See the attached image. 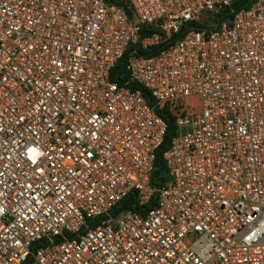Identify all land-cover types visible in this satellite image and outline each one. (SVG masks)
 Segmentation results:
<instances>
[{"label": "built area", "instance_id": "obj_1", "mask_svg": "<svg viewBox=\"0 0 264 264\" xmlns=\"http://www.w3.org/2000/svg\"><path fill=\"white\" fill-rule=\"evenodd\" d=\"M234 2L0 0V264H264V0Z\"/></svg>", "mask_w": 264, "mask_h": 264}, {"label": "trees", "instance_id": "obj_2", "mask_svg": "<svg viewBox=\"0 0 264 264\" xmlns=\"http://www.w3.org/2000/svg\"><path fill=\"white\" fill-rule=\"evenodd\" d=\"M255 0H235V2L232 5V9L234 10V12L240 11L242 9H248L252 6L253 2ZM225 15L231 16V10H227L224 12ZM195 24H189L188 27H184V29L181 31V33L177 36L174 37L173 41L177 38H180L183 36V33L190 27H192ZM149 33H151V31L148 30V28H145L142 31V37H146ZM154 53H148L147 55H153ZM129 57V52L126 54L124 60L122 61V63L120 64L119 67H121V65H123V63H125L127 61ZM118 67V68H119ZM159 115H161V117H163V119H165V121L168 123V132L167 135L165 137V142L162 145V147L160 148V150L157 153V160H156V170L153 174V179H152V184L153 185H157V186H161L163 184H165L168 180V170L166 168L165 165V161L163 158V154L164 152L168 149L169 147V143L172 140L173 136L176 133V124H175V113L174 111H172L169 106H166L165 108H163L162 110H159ZM135 196L131 195V197L127 200H125V202H123V204L121 205L122 208H127V207H131L133 208V204L135 201ZM132 205V206H131ZM134 209V208H133ZM28 264H31L28 263Z\"/></svg>", "mask_w": 264, "mask_h": 264}, {"label": "rangeland", "instance_id": "obj_3", "mask_svg": "<svg viewBox=\"0 0 264 264\" xmlns=\"http://www.w3.org/2000/svg\"><path fill=\"white\" fill-rule=\"evenodd\" d=\"M205 17H207V14L205 15ZM187 105H189V104H191V105H197V102L196 101H188L187 100V103H186ZM198 110V109H197ZM197 110H195V111H197Z\"/></svg>", "mask_w": 264, "mask_h": 264}]
</instances>
